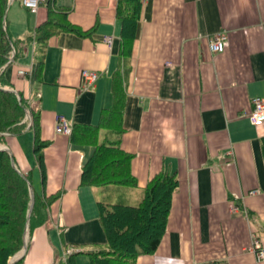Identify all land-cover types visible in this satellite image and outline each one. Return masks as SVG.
<instances>
[{
	"label": "crops",
	"instance_id": "0c3cea01",
	"mask_svg": "<svg viewBox=\"0 0 264 264\" xmlns=\"http://www.w3.org/2000/svg\"><path fill=\"white\" fill-rule=\"evenodd\" d=\"M118 1L52 0L36 12L7 3L4 27L12 40L33 35L50 5L89 30L47 39L38 86L34 41L4 68L11 90L39 112L48 142L44 185L29 127L7 134L1 147L19 172L31 171L33 192L57 193L45 223L25 235L14 257L21 264H91L89 253L106 248L97 202L135 205L149 179L168 172L178 185L165 232L135 264H264L253 251L255 241L264 246V122L248 119L252 98L264 100V0H142L129 57L119 52ZM220 31L224 49L212 53L208 43ZM83 70L99 74L87 90ZM116 72L125 92L120 146L133 156L136 185H82L93 146L58 132L57 117L98 124L113 105Z\"/></svg>",
	"mask_w": 264,
	"mask_h": 264
},
{
	"label": "trees",
	"instance_id": "16d2710c",
	"mask_svg": "<svg viewBox=\"0 0 264 264\" xmlns=\"http://www.w3.org/2000/svg\"><path fill=\"white\" fill-rule=\"evenodd\" d=\"M50 3L52 0H46ZM142 0H119L116 15L121 23L119 40L120 55L131 56L136 39ZM7 0H0V148L7 134L18 135L27 127L33 132V152L41 170L44 185L46 175L42 150L47 141L40 135V115L28 101L11 90L4 77V68L13 58L20 55L23 45L34 41L35 79L42 83L40 73L44 64V46L47 39L59 31H74L86 35L68 20L66 9L49 6L47 18L37 25L34 34L12 40L4 27ZM113 105L105 108L96 125L74 123L69 134L72 143L93 146L91 156L81 169L80 183L86 186L136 185L131 173L132 154L120 146L119 134L124 110L125 92L122 77L116 72L112 83ZM30 119H27L26 113ZM264 160V137L261 139ZM13 158L0 149V264L10 260L23 248L25 235L45 223L48 207L57 193L38 195L34 193V204L29 211L31 194V171L23 174L13 165ZM178 185L175 174L159 172L153 175L139 202L135 205L98 201L101 225L106 237V248L90 252L91 264H135L139 255L153 253L166 229L171 205V196ZM33 190V188H32ZM13 264H21V259Z\"/></svg>",
	"mask_w": 264,
	"mask_h": 264
},
{
	"label": "built area",
	"instance_id": "2783aa9c",
	"mask_svg": "<svg viewBox=\"0 0 264 264\" xmlns=\"http://www.w3.org/2000/svg\"><path fill=\"white\" fill-rule=\"evenodd\" d=\"M16 2L31 12H36L39 6L46 2V0H7V3ZM107 43L111 42V38L109 36L105 37ZM226 41V34L224 32H217L210 39L208 43V47L210 52L218 53L222 52L224 49ZM14 52H11V56L9 61H11ZM19 75H24L25 71L20 69L18 71ZM99 74L96 71L91 70H83L82 71V85L81 87L84 90L89 89L94 85L96 80L98 79ZM27 119H30V115L26 113ZM248 119L253 125H258L264 122V100L260 97L252 98V108L248 113ZM57 131L63 134H70L72 129V124L69 123L63 116L57 117ZM234 208V207H233ZM253 251L257 260H264V246H261L257 241H255Z\"/></svg>",
	"mask_w": 264,
	"mask_h": 264
},
{
	"label": "water",
	"instance_id": "95a60500",
	"mask_svg": "<svg viewBox=\"0 0 264 264\" xmlns=\"http://www.w3.org/2000/svg\"><path fill=\"white\" fill-rule=\"evenodd\" d=\"M2 150H6L5 148H0ZM8 152V151H7ZM14 165V164H13ZM30 194H31V201H30V207H29V211L32 210V207H33V204H34V193H33V190H32V187H30ZM20 259V256H16V257H13L11 260H10V263L9 264H13L14 262H16L17 260Z\"/></svg>",
	"mask_w": 264,
	"mask_h": 264
}]
</instances>
